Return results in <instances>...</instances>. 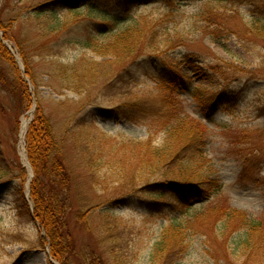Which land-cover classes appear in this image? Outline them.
<instances>
[{
    "label": "rangeland",
    "instance_id": "rangeland-1",
    "mask_svg": "<svg viewBox=\"0 0 264 264\" xmlns=\"http://www.w3.org/2000/svg\"><path fill=\"white\" fill-rule=\"evenodd\" d=\"M38 1L41 4L50 0ZM126 1L123 0L122 5L103 3L98 14L89 17L84 13L80 16L79 24L69 27L64 33L56 34L50 33L47 28L50 21L48 15L34 14L36 7L33 2L36 0H0V25L10 27L14 37V40L4 39L0 30V39L2 37L4 40L0 42L6 50L7 47L12 50H8V53L14 59L16 68L13 70L0 55V142L5 171L8 172L0 174V184L4 182L0 188V264H50L44 229L31 217V211L26 214L18 209L13 197L19 184L26 195L34 176L27 158L26 141H21L19 134L22 119L31 112L34 119L38 108L41 109L40 117L48 119L51 133L60 139L54 137L61 143L63 161L70 173L71 160L74 159L71 157V140H90L86 135L97 127L117 140H149L155 124L161 119L162 111L167 109L171 120L181 114L188 115L196 126L200 125L206 130V150L210 158L207 174L212 181L222 184L220 193L213 198L209 195L206 203L203 202L208 199L191 201L188 207L193 210L187 214L185 209L176 206L151 213L138 200L125 206L112 204V224L125 229V237L131 239L133 245L137 244L131 255L133 264H150L148 255L155 242L170 236L163 234L172 228V218H181L182 211L181 233L184 239L182 245L177 243L174 247L185 246L187 249L190 246V249L172 264H264V241H254V248L242 254V250L231 249L229 238L224 243L223 238L217 234L221 222L220 210L234 209L246 214L247 219L263 223L264 226V116L259 113V108L264 106V67L259 66L264 59V41L254 36L240 41L229 35L222 39L225 46L220 47L209 35L211 30L216 31V27L210 25L207 28L206 24L196 18L207 0H182L174 10L165 3H153L150 0H132L134 3ZM125 12H138V15H144L147 19L163 21L167 30H158L157 43L151 47L144 43L136 48V52L145 55L144 58L139 60L132 73L124 75V84L116 81L114 88L109 89L107 83L116 77L126 62L104 66L103 58L93 55L77 42L90 37L95 38L96 43L101 42L102 38L96 29L103 21L102 16L113 13L123 15ZM227 16L228 22L221 23V27L234 25L240 35L255 26L251 18L256 17L246 7L228 13ZM60 17L68 25L74 22L69 13H60ZM11 19L15 20L13 24L10 23ZM202 29L208 30L209 36ZM166 40L172 41V55L176 58L180 54L190 53L188 61L182 65L187 79L184 83L174 85L176 89L170 91L160 89L143 75V66L150 55L147 52L158 45L162 50V46L167 44L164 43ZM18 43L23 47L30 46L31 75L26 71V65L16 47ZM177 45L184 48L180 49ZM191 61L193 63L188 64ZM94 63L97 64L94 66ZM229 65L243 72L255 70L254 77L260 82L248 84L245 98L240 103L223 102L212 121L201 120L195 108L201 96L203 99L200 100L203 101L216 99L223 88L238 92L244 85L246 75L235 73ZM71 69L92 83L85 92L78 94L74 88L71 89L72 81L70 84L64 83V78L71 75ZM133 75L138 78L134 77L137 78L135 80ZM225 78L231 80L224 81ZM168 81L173 82L174 79ZM186 87H190L193 94L186 93ZM23 88L30 101L22 112L23 107L17 95H20ZM164 100L170 102V105L163 104ZM134 101L157 102L159 109L153 115L141 117L134 109L128 108V104ZM127 117L134 121L126 120ZM76 125L77 128L70 132L72 135L66 137V131H71ZM151 136L154 137L152 146L156 149L163 147L166 140L169 144L164 132H156ZM47 140H43L45 146L42 148L50 150L48 161L51 163L55 156L60 155L56 148L51 149V144L55 142L50 137ZM22 170L25 171L23 182L20 181ZM78 172L82 177L83 172ZM144 179L148 180L146 176ZM78 182H74L72 193L70 185V197L86 187L82 181ZM215 190L216 184L211 193L214 194ZM121 194L109 192L106 199H114ZM94 198L93 193L91 199ZM73 205L76 211L78 201L74 200ZM99 219L98 212L89 216L91 228L100 225ZM68 222L70 229H73L77 254L83 255L88 252V248H96V236L88 234L85 228L79 226L74 214L71 216L70 213ZM186 231L189 237L185 236ZM138 245L145 250L144 255L137 253Z\"/></svg>",
    "mask_w": 264,
    "mask_h": 264
},
{
    "label": "trees",
    "instance_id": "trees-1",
    "mask_svg": "<svg viewBox=\"0 0 264 264\" xmlns=\"http://www.w3.org/2000/svg\"><path fill=\"white\" fill-rule=\"evenodd\" d=\"M150 1L159 4L165 3L171 10H174L182 0ZM33 3L36 7L34 14L50 17L49 25H47L49 32L60 34L67 31L69 27L79 24L80 16L84 13L90 17L94 13L98 14L100 7L105 3L122 5L123 0H50L41 4L36 0ZM127 3L134 2L130 0ZM32 4L30 5L32 6ZM241 7H246L253 17H256L251 18V22L255 25L254 28H248L240 35L234 25L229 24L228 27H221V23L228 22L227 14L235 13ZM64 12L71 14V17L74 18L71 25L61 21L60 13ZM102 17L103 21L96 29L98 36L102 38L101 42L97 41L96 43V39L90 37L79 40L77 43L93 55L103 58L105 60L104 66L119 61V64L121 61L126 62L116 77L107 83V87L110 89L114 88L116 81L124 84L126 79L124 75L132 73L137 68L139 60L144 58L145 55L136 52V48L138 49L144 43L150 47L157 43L158 30H167V27L163 21L147 19L144 15H138V12H125L123 15L113 13ZM196 18L206 24L207 28L210 25L216 27V31L211 30L209 35L212 41L219 43L222 48L225 46L222 39H226L229 35L240 41L253 36L264 41V0H207L206 4L200 8ZM13 21L15 20L11 19L10 23L13 24ZM7 27L0 25L3 38L14 40L10 27ZM202 31L208 35V30L202 29ZM164 43H167L166 46ZM164 43L161 42V45H164L162 50L158 45L147 52L150 55H148L147 62L143 66V75L160 89L170 91L176 89L174 85L179 82L180 84L184 83L187 79L182 71V65L186 60L188 61L190 53H186L187 55L184 53L179 55L178 53L180 57L176 58L172 55V49H174L172 41L166 40ZM21 45L18 43L16 47L26 65V71L31 75L30 46L23 47ZM177 46L180 49L182 47ZM0 55L6 64L11 65L12 69L16 70L14 59L1 42ZM191 63L193 62H188L190 65ZM95 64L97 63H94V66ZM259 66L260 68L264 67V59L261 60ZM229 67L235 73L246 75L244 85L238 92L225 87L219 91L216 99L203 101L200 100L203 99L201 96L195 108L202 120L212 121L218 108L223 106V102L237 101L240 103L245 98L244 93L248 84L260 82L254 77L255 70L243 72L236 67L233 68L232 65ZM15 74L17 76L18 73L15 72ZM134 77L137 75H133ZM170 78L174 79L176 84L174 81L169 82ZM31 79L34 80V78ZM64 79H66L64 83L73 82L71 89L74 88L78 94L85 92L90 87L89 85H92L83 75H77L72 69L71 75H67ZM226 80L230 81L231 79L225 78L224 81ZM64 83L63 85H65ZM184 91L193 94L190 87H186ZM17 96L20 98L18 101L23 107V112L29 104V95L23 88L20 95ZM162 102L166 106L170 105V102L166 100ZM128 108L129 110L134 109L139 116L145 117L155 113L158 103L134 101L128 104ZM259 109V113L264 116V106ZM40 116L41 109L38 108L25 135L27 158L34 172L28 201L32 205L31 217L46 233V244L49 246L50 256L59 264H133L131 255L134 253V246L137 244L134 243L133 245L132 240L125 237V229L112 224L114 214L110 207L112 204L125 206L133 200H138L139 204L151 213L176 206L185 209V214H187L193 210V208L188 207V203L194 200L208 199L203 202L206 203L209 201V195L212 198L216 197L215 194H219L222 190V184L212 181L207 174L210 158L206 150V130L200 125L196 126L195 121L186 114H181L178 118L171 120L167 109L162 111L161 119L159 118L160 120L155 124L149 140H117L102 132L98 127L86 135L90 140H71V157H74L71 160V173L63 161L61 143L57 142L60 139L51 133L48 119ZM126 120L134 121L130 117H127ZM74 128H77V125L71 128V131H66V137L72 135L70 132L72 133ZM156 132H164L169 139V144L166 140L162 145L163 147L154 148L152 146L154 137L151 135ZM48 137L55 142V144H51V149L56 148L60 155L55 156L51 163L48 161L50 150L48 148L43 150L42 148L45 146L43 140L48 142ZM76 171H79L78 173L83 172L82 177ZM7 173L0 142V174ZM20 175V181L23 182L25 171H20ZM145 176L148 180L144 179ZM78 181H82L83 185L86 186L83 188L84 192L81 190L77 195L73 193L70 197V185L72 193L73 184ZM3 183L0 184V188L4 186ZM215 184L216 190L212 194L211 190ZM127 189L131 190L125 191ZM109 192L124 194L108 200L106 195ZM93 193L95 198L92 200ZM13 197H15L14 200L18 209L23 213L30 214L20 184ZM74 200L78 201L76 211L73 205ZM220 211L219 219L221 222H219L217 234L223 238L224 243L229 238L232 250H242L241 253L243 254L254 248V241H264L263 223L247 219L246 214L234 209ZM93 212H98L100 225L91 228L88 219ZM70 213L71 216L74 214L79 226L85 228L88 234L95 235L98 240L96 248H88V252L83 255L77 254L73 229H70L68 222ZM183 215L182 211V219ZM181 218H172V228L163 234L167 233L170 236L168 238L165 236L164 239L161 238L155 242L151 253L148 255L150 264H172L190 249V246L187 249L185 246L179 247L177 245L176 248L174 247L177 243L182 245V239H184L183 233H181L183 230ZM233 223H235L234 226H232ZM97 228L98 230H96ZM217 234L216 236L219 237ZM185 236H190L188 231L185 232ZM139 246L136 250L137 253L144 255L145 250Z\"/></svg>",
    "mask_w": 264,
    "mask_h": 264
},
{
    "label": "bare ground",
    "instance_id": "bare-ground-1",
    "mask_svg": "<svg viewBox=\"0 0 264 264\" xmlns=\"http://www.w3.org/2000/svg\"><path fill=\"white\" fill-rule=\"evenodd\" d=\"M28 123H29V116L26 117V118H23L22 121H21L20 134H19V137H20L21 141L23 140V137L25 135V131L27 129Z\"/></svg>",
    "mask_w": 264,
    "mask_h": 264
}]
</instances>
